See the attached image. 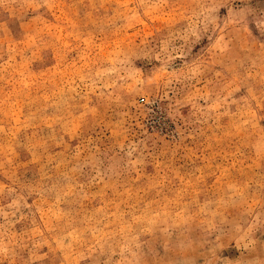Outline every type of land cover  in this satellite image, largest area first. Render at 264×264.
<instances>
[{
	"label": "rangeland",
	"instance_id": "1",
	"mask_svg": "<svg viewBox=\"0 0 264 264\" xmlns=\"http://www.w3.org/2000/svg\"><path fill=\"white\" fill-rule=\"evenodd\" d=\"M0 264H264V0H0Z\"/></svg>",
	"mask_w": 264,
	"mask_h": 264
}]
</instances>
